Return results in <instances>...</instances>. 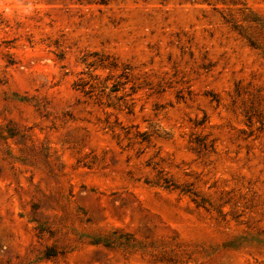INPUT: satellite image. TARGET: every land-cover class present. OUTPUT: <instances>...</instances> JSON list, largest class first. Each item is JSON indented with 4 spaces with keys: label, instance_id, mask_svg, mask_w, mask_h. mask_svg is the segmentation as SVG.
Here are the masks:
<instances>
[{
    "label": "rangeland",
    "instance_id": "374dc122",
    "mask_svg": "<svg viewBox=\"0 0 264 264\" xmlns=\"http://www.w3.org/2000/svg\"><path fill=\"white\" fill-rule=\"evenodd\" d=\"M0 264H264V0H0Z\"/></svg>",
    "mask_w": 264,
    "mask_h": 264
}]
</instances>
